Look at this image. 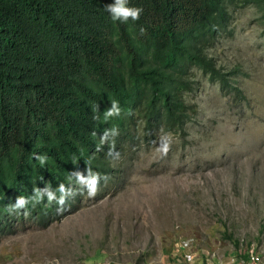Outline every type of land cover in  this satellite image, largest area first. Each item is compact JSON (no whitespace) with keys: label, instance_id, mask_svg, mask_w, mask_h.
I'll return each mask as SVG.
<instances>
[{"label":"trees","instance_id":"trees-1","mask_svg":"<svg viewBox=\"0 0 264 264\" xmlns=\"http://www.w3.org/2000/svg\"><path fill=\"white\" fill-rule=\"evenodd\" d=\"M112 3L0 0V238L13 220L45 226L118 191L127 154L186 132L196 72L229 89L210 50L234 10L264 21V0H128L142 12L127 23ZM113 102L120 115L106 119Z\"/></svg>","mask_w":264,"mask_h":264},{"label":"rangeland","instance_id":"rangeland-1","mask_svg":"<svg viewBox=\"0 0 264 264\" xmlns=\"http://www.w3.org/2000/svg\"><path fill=\"white\" fill-rule=\"evenodd\" d=\"M249 4L234 10L210 50L229 80L220 88L201 73L185 133L158 132L127 154L118 191L84 198L48 225L13 220L0 238V264H173L180 237L191 260L235 264L254 244L264 261V21ZM233 70V71H232ZM232 71L234 73H229ZM235 74V75H234ZM198 86V87H197ZM171 134L168 154L157 152ZM6 229V228H5ZM211 263V264H212Z\"/></svg>","mask_w":264,"mask_h":264},{"label":"clouds","instance_id":"clouds-1","mask_svg":"<svg viewBox=\"0 0 264 264\" xmlns=\"http://www.w3.org/2000/svg\"><path fill=\"white\" fill-rule=\"evenodd\" d=\"M107 11L110 13L111 18L114 22L119 21L123 23H127L129 20L138 21L142 12V9L136 7H130L128 4V0H114V3L107 6ZM120 108L119 106L113 102L112 106L106 110L105 118L119 116ZM172 143L171 134L163 135L160 138V145L157 149V152L162 156H166L170 149ZM98 182V177L94 178L91 181L92 192L91 195H95L96 184ZM26 201L23 197L18 198V202L15 205L16 208L23 207Z\"/></svg>","mask_w":264,"mask_h":264},{"label":"built area","instance_id":"built-area-1","mask_svg":"<svg viewBox=\"0 0 264 264\" xmlns=\"http://www.w3.org/2000/svg\"><path fill=\"white\" fill-rule=\"evenodd\" d=\"M192 243L187 237H180L177 241L176 248L174 250V258L173 264H196L195 259L191 260L190 257L185 254L182 255L181 252L177 254L178 251H182V253H186V251H191ZM235 264H264L261 253L255 247L254 244L245 245L243 248L237 249V253L235 255ZM205 262L206 264H211L209 258H205L197 264H201ZM83 264H121L119 261H112L109 259H104L100 263L96 262H84Z\"/></svg>","mask_w":264,"mask_h":264},{"label":"crops","instance_id":"crops-1","mask_svg":"<svg viewBox=\"0 0 264 264\" xmlns=\"http://www.w3.org/2000/svg\"><path fill=\"white\" fill-rule=\"evenodd\" d=\"M212 263V262H211ZM213 264V263H212Z\"/></svg>","mask_w":264,"mask_h":264}]
</instances>
